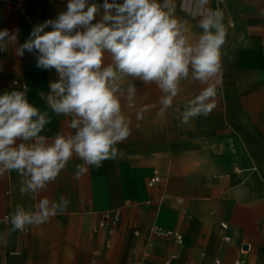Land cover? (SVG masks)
<instances>
[{
	"label": "crops",
	"instance_id": "1",
	"mask_svg": "<svg viewBox=\"0 0 264 264\" xmlns=\"http://www.w3.org/2000/svg\"><path fill=\"white\" fill-rule=\"evenodd\" d=\"M17 1L0 0V30H18L16 46L34 26L65 11L67 3L25 0V15ZM175 3L177 18L195 40L202 30L190 15L191 0ZM209 7L224 12L227 28L212 112L181 124L187 102L206 87L191 73L163 115V93L154 83L125 78L124 86L134 84L136 94L132 101H121L131 134L116 145L117 159L91 167L77 180L76 166L83 161L73 156L35 195L20 193L16 171L0 176V234L11 228L4 217L18 205L34 209L44 197L69 201L48 222L8 235L0 264H264V0H210ZM8 47L0 52V94L26 87L29 102L48 113L42 135L51 139L74 132L70 118L46 103L55 69L36 68L35 53L25 51L21 58L14 45ZM155 172L161 182L150 188ZM114 211L120 212V223L95 231L103 215ZM154 226L177 232L183 243L151 238ZM225 236L232 241L225 242Z\"/></svg>",
	"mask_w": 264,
	"mask_h": 264
},
{
	"label": "clouds",
	"instance_id": "2",
	"mask_svg": "<svg viewBox=\"0 0 264 264\" xmlns=\"http://www.w3.org/2000/svg\"><path fill=\"white\" fill-rule=\"evenodd\" d=\"M209 4L191 0L190 15L202 30L195 40L187 23L177 18L175 0H67L65 11L34 26L19 46L18 30H0V52L12 44L17 57L35 53L36 68L55 69L46 103L55 114L69 117L74 130L49 139L42 135L50 123L48 113L29 102L26 87L0 94V176L16 171L20 193L35 195L55 181L73 156L83 161L76 166L77 180L91 167L117 159L116 145L131 134L121 103L136 94L134 84L124 86L128 77L158 87L163 115L191 73L206 87L187 102L180 122L207 117L216 106L227 36L224 12ZM141 118L142 112L137 114ZM68 204L61 196L59 201L41 198L34 209L16 206L4 217L11 228L0 234V247L12 232L44 224Z\"/></svg>",
	"mask_w": 264,
	"mask_h": 264
},
{
	"label": "built area",
	"instance_id": "3",
	"mask_svg": "<svg viewBox=\"0 0 264 264\" xmlns=\"http://www.w3.org/2000/svg\"><path fill=\"white\" fill-rule=\"evenodd\" d=\"M16 7L18 10L26 15V8H25V0H18ZM161 182V177L158 174V172H155L153 176L149 179L148 186L150 188H154ZM121 217H120V212L119 211H114V212H109L105 213L102 217L101 222L99 223L98 227L96 228L95 231L104 229L108 224L111 225H117L120 223ZM222 230L228 231V226L222 224ZM24 233H28L29 229L26 231H23ZM151 238L153 239H170L173 238L175 239L179 244L183 243V237L178 234L177 232L166 230L160 226H154L151 230ZM224 241L227 243H230L232 241V238L230 236H225ZM245 246H241V253H245L246 249L244 248ZM236 264H241V262L237 261Z\"/></svg>",
	"mask_w": 264,
	"mask_h": 264
},
{
	"label": "rangeland",
	"instance_id": "4",
	"mask_svg": "<svg viewBox=\"0 0 264 264\" xmlns=\"http://www.w3.org/2000/svg\"><path fill=\"white\" fill-rule=\"evenodd\" d=\"M160 173H161L162 175H164L162 171H160Z\"/></svg>",
	"mask_w": 264,
	"mask_h": 264
}]
</instances>
